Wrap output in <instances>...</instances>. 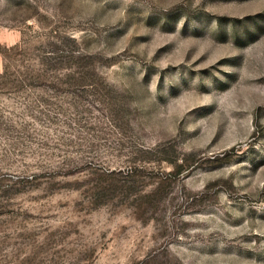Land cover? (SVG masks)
Returning <instances> with one entry per match:
<instances>
[{
    "label": "rangeland",
    "instance_id": "374dc122",
    "mask_svg": "<svg viewBox=\"0 0 264 264\" xmlns=\"http://www.w3.org/2000/svg\"><path fill=\"white\" fill-rule=\"evenodd\" d=\"M0 264H264V0H0Z\"/></svg>",
    "mask_w": 264,
    "mask_h": 264
}]
</instances>
